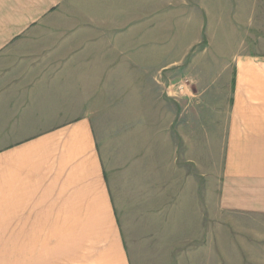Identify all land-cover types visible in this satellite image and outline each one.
I'll use <instances>...</instances> for the list:
<instances>
[{
  "label": "crops",
  "instance_id": "1",
  "mask_svg": "<svg viewBox=\"0 0 264 264\" xmlns=\"http://www.w3.org/2000/svg\"><path fill=\"white\" fill-rule=\"evenodd\" d=\"M179 37L230 58L214 174L199 57L187 95L153 107L160 118L169 103L167 134L144 146L137 131L115 163L95 132L92 108L108 107L117 78L153 92L181 62ZM258 251L264 0H0V264H264Z\"/></svg>",
  "mask_w": 264,
  "mask_h": 264
},
{
  "label": "rangeland",
  "instance_id": "2",
  "mask_svg": "<svg viewBox=\"0 0 264 264\" xmlns=\"http://www.w3.org/2000/svg\"><path fill=\"white\" fill-rule=\"evenodd\" d=\"M260 2L261 0H258L259 4ZM210 30L209 28V31ZM183 38L184 37H179V43L174 45L175 50L172 49V58L175 56V58L181 60V62L179 61L177 67L167 68V70L159 69L154 74L151 78L156 87L153 92H146L147 90L126 92L127 89L123 91L124 88L129 86V82L133 83L134 80L136 81V77L126 76L121 78L120 76V82L118 81V77L117 82L114 84L111 100L99 101V103L106 104L108 107L96 106L92 108L98 120V123L94 124V126L99 143L102 145L101 147H104L111 153L116 150V155H113L115 163L121 162L122 157L120 154L118 155V153H120V149L123 147V142L126 140V142L131 144L130 139H132V134L137 131L146 132V134L141 133L140 135V140L144 146L153 143L150 135L153 136L154 132L159 133L162 131L163 135L169 132V128L172 126L169 116V103L163 106L162 117L160 118H157V115L155 117L153 107L155 104H158L159 99H167L169 102L170 100L175 102L187 95V89H189V85L191 84L188 63L191 61L192 56H195V58L199 57L200 59L199 67L209 69V74L206 76L204 82L206 91L202 99L207 100V97H213L210 106L213 109L204 108L202 104L200 107L204 109L199 112L198 117H200V122L202 121L203 126L208 128V147L210 150L211 170H213L211 173L214 174L216 172L213 166L217 167L220 160L224 109L229 102V92L227 88L223 89L221 92L218 91L219 87L222 85L223 79H225L224 76L220 77L218 74L219 70L224 65L230 64V58L217 57V43H211L204 54H201L200 52L203 46H206L204 43L201 42L202 44L197 45H190L186 42L180 43V40ZM231 44L232 47H235L233 43ZM219 45H221V43H219ZM165 48L166 46L163 45V50H165ZM148 81L150 82V79ZM132 83H130V85H132ZM144 85L147 86L146 83ZM206 102L208 103V101H205V103ZM200 122L195 130L197 135L201 137V139H197L199 145H201L202 141V124ZM162 139H164V136ZM203 141L207 142L206 137H203ZM257 256L264 259V252L258 251ZM183 261L184 259L181 263Z\"/></svg>",
  "mask_w": 264,
  "mask_h": 264
}]
</instances>
